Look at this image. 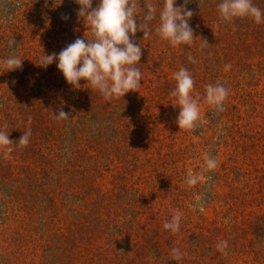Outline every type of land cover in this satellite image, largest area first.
<instances>
[{
    "label": "rangeland",
    "instance_id": "rangeland-1",
    "mask_svg": "<svg viewBox=\"0 0 264 264\" xmlns=\"http://www.w3.org/2000/svg\"><path fill=\"white\" fill-rule=\"evenodd\" d=\"M219 2L177 0L193 12L191 46L161 39L157 12L147 39L131 36L142 86L109 101L55 62L39 66L93 38L77 0H0V62L24 60L0 67V130L15 142L31 131L27 146L0 149V264H264V23L224 22ZM180 67L199 96L192 130L176 123ZM216 83L229 93L222 111L206 101ZM189 171L204 179L189 186ZM177 214L180 230L164 229Z\"/></svg>",
    "mask_w": 264,
    "mask_h": 264
},
{
    "label": "clouds",
    "instance_id": "clouds-1",
    "mask_svg": "<svg viewBox=\"0 0 264 264\" xmlns=\"http://www.w3.org/2000/svg\"><path fill=\"white\" fill-rule=\"evenodd\" d=\"M187 3V0H185ZM81 5L78 12L90 28L92 39H76L59 54H44L40 58L39 66L47 68L54 62L62 72L66 81L75 88H80V81H87L91 90L99 92L105 100L124 97L130 91H137L142 81V73L137 67L141 61L142 48L131 39L137 31L144 33V39L150 36V22L157 19L156 34L168 41L170 46H191L196 38L189 21L193 12L184 7L177 6V0H163L162 7L144 0L142 7L137 0H100L99 6L92 8V0H77ZM219 16L224 22H231L237 18H249L256 24L264 23V10L257 7L253 0H220L217 5ZM67 19V18H65ZM142 21L138 23L137 21ZM188 60L195 64L192 56ZM21 57L10 54L0 67L9 71L20 69L23 65ZM225 66V70L230 69ZM176 82L172 96L176 98L180 111L176 123L180 129L192 130L201 120L198 94L194 97L195 81L191 72L180 67L173 73ZM85 85V86H86ZM206 101L218 110H223L224 102L228 97V89L223 84H209L206 86ZM58 119L67 118L64 111L57 115ZM31 131H25L18 142L10 140L9 134L0 130V149L6 154L14 151V145L25 147L30 141ZM208 170L217 167V160H206ZM204 177L200 174L188 173L186 183L195 186ZM181 216L174 215L163 227L176 233L180 230ZM218 249L227 247V241L218 243ZM176 258H179V249H173Z\"/></svg>",
    "mask_w": 264,
    "mask_h": 264
}]
</instances>
